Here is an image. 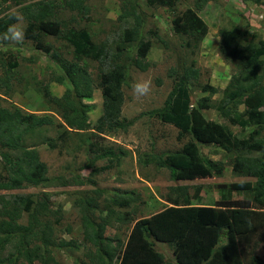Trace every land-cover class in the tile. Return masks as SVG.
Masks as SVG:
<instances>
[{"label":"trees","instance_id":"obj_1","mask_svg":"<svg viewBox=\"0 0 264 264\" xmlns=\"http://www.w3.org/2000/svg\"><path fill=\"white\" fill-rule=\"evenodd\" d=\"M4 1L20 7L27 21L25 38L47 53L63 71L54 75L52 81L69 87L62 97L43 89L51 111L62 120L57 123L50 115L28 114L14 106L0 107V192H3L0 193V264H36L37 261L57 264L52 246L69 253L83 249L84 259L77 261L78 264H264V258L260 257L264 244V39L255 33L250 37L253 27L247 22H235L220 30V53L231 67L232 75L221 92L222 98L213 100L219 90L209 84L202 86V70L191 60L194 49L209 33L200 12L210 0H196L194 8L184 12L176 8L179 0H146L147 6L167 8L172 13L171 31L176 39L184 41L174 49L178 66L168 75L172 78V91L162 108L148 113L150 118L176 128L180 140L190 138L179 152L149 160L167 168L177 187L162 198L167 203L163 210L150 218L136 220L129 227V235L126 233V238H122L117 232L108 236V226L98 221V214L104 209L117 216L120 224L133 222L139 208L137 202L147 203L134 196V192L110 191L90 182L93 189L74 193L73 205L83 226V239L78 244L58 236L62 230L72 233L73 225H68L64 204L57 206L51 191L33 194L21 191L82 187L89 181L51 176L48 165L41 159L40 148H68L74 134L69 129L76 134L93 129L88 117L91 108L85 102L98 89L103 97L98 134L127 131L134 124L121 120L124 89L129 86L132 67L140 74L149 73L153 67L149 56L154 43L143 35L147 18L126 2L113 40L99 43L88 26L77 23L78 18L88 23L93 21L89 0ZM251 1L264 5V0ZM11 14L2 15L0 11V33L12 23ZM48 38L68 43L75 50L74 59H67ZM162 43L166 49L170 47L169 41ZM3 44L9 47L8 42ZM134 47L136 51L132 54ZM86 55L91 62H99L98 74L89 72ZM19 66L18 58L10 50L8 57L0 53L3 71L0 93L6 88L8 93L4 95L13 94L11 83ZM196 91L204 95H196ZM209 110H216L224 123L207 120L203 111ZM232 127L240 129L239 136ZM52 132H58L59 137L52 138ZM89 145L90 156L95 157L78 171L94 169L106 158L118 161L121 166V159L126 157L122 148V153L116 154L99 142ZM199 146H213L217 150L205 157ZM220 153L224 154L223 158H213ZM229 168L248 180L214 186L221 195L214 202L201 195L205 185L179 184L221 179ZM25 216L28 220L21 224ZM159 244L170 248L174 258L161 252ZM3 252L8 253L6 258L2 257Z\"/></svg>","mask_w":264,"mask_h":264},{"label":"rangeland","instance_id":"obj_2","mask_svg":"<svg viewBox=\"0 0 264 264\" xmlns=\"http://www.w3.org/2000/svg\"><path fill=\"white\" fill-rule=\"evenodd\" d=\"M196 0H179L176 8L178 12H184L194 8ZM129 3L136 7L140 14H144L147 18L143 29V35L152 38L154 47L149 56V62L153 65L151 71L147 74H140L135 68L130 70L129 86L125 90V104L123 106V114L121 120L134 121V124L127 130L114 134L100 135L97 133V128L100 126V119L103 115V97L100 90L94 92V95L85 104L89 105L91 110L88 112L91 131L82 135H71V141L68 148L58 147L55 150L46 147L40 148L41 159L48 165L51 176L65 175L68 179L80 177L79 180H89L82 187L71 186L67 189L52 188L45 190L42 188H29L21 191L25 194H33L44 191H51L54 195L53 201L57 205L64 204L65 218L68 225H73L72 233L62 230L58 236L65 239L67 242L71 239L80 244L83 239L79 213L73 208L75 200L74 193L76 191L91 190L94 188L90 182H96L101 188L110 191L123 190L134 192V196H138L142 201L146 202L147 209H144V215H153L163 209L164 201L162 198L173 193L177 184L172 180L170 171L167 168H160L155 163L149 160L153 156H165L171 153L182 150L184 144L189 142L190 138L180 140L179 131L170 125L163 124L155 118H150L148 113L160 109L172 91L173 83L169 72L178 66L177 54L174 49H177L184 43L176 39L173 35L172 20L173 15L167 8L155 9L147 6L146 0H89L88 5L91 8L92 22L88 23L85 20L78 18L77 23L82 26H88L89 31L93 33L95 40L102 43L106 40H113V33L120 28L119 15L125 3ZM4 0H0V11L2 15L7 13H16L21 17V23L26 30L27 21L20 13V7H12ZM7 8V9H6ZM5 9V10H4ZM4 12V13H3ZM209 28V33L205 40L195 48V54L191 60H195L197 66L202 70V86L209 84L217 88L219 93L214 96L213 100L222 98V91L225 90L232 75V69L227 65L220 53V36L219 32L224 25L230 26L232 23H249L253 29L250 32L252 35L258 34L264 39V5H256L251 0H210L206 8L200 12ZM1 17V16H0ZM66 19L68 17H65ZM157 33V36H153ZM50 43L60 50L63 55L69 59H74V51L68 43L64 41H56L54 38H48ZM163 42L169 41L170 47L166 49ZM9 48H5L0 43V50L8 54L11 49L13 55L18 58L20 66L17 69V76L14 82V92L12 98L7 101L6 97L2 96L1 104L9 107V105L18 104L19 107L28 108L33 111L39 110L41 114L53 116L56 123L60 118L58 114L52 112L51 105L45 98L43 89L50 87L49 92L56 97H61L66 93L67 87L53 83L51 80L54 75L61 74L58 66L52 62L47 53L36 48L33 42L24 40L23 44L17 45L8 42ZM186 54L188 50L184 48ZM134 47L131 52L135 54ZM89 58L86 61V66L93 75L100 72L99 62H91ZM89 61V62H88ZM3 75L0 70V77ZM151 79L152 91L142 99H136L132 93L133 84L138 79ZM159 80L162 81L160 85ZM76 86L73 87L75 89ZM196 95L203 94L196 91ZM204 95V94H203ZM206 118L218 122H223V118L215 111H203ZM236 133H239L238 128H234ZM97 134V135H95ZM51 137L57 139L59 133L52 132ZM88 139L87 141H84ZM99 142L106 150L121 154L123 149L126 152V157L119 162L106 158L97 163L94 169L78 171L79 168L89 163L95 157L90 156L89 144ZM66 145V144H65ZM122 148V149H121ZM203 156H212V152L217 150L213 146H199ZM224 154H218L213 157L220 160ZM77 167V168H74ZM76 180H78L76 178ZM240 179L233 175L232 169L226 170L221 179H212L204 181H196L193 183L181 182L180 186L195 187L197 185H205L202 191V196L211 198L214 202L221 198L219 190L214 186L221 183H229ZM194 193V190H192ZM3 193V192H0ZM8 193V192H6ZM10 193V192H9ZM67 195H66V194ZM158 199V200H157ZM211 202V204H212ZM104 210V209H103ZM101 218V219H100ZM98 219L104 221L108 226V236H113L116 232L124 236L126 226H122L117 216L104 211L103 214H98ZM27 216L23 218L21 224L27 221ZM39 245H41L39 243ZM42 246V245H41ZM161 252H165L169 258H174L172 250L166 245L159 244ZM54 248L55 256L58 260L57 264H78L77 261L84 259V250L81 251H57ZM6 250H10L8 247ZM7 252L2 253V257L6 258ZM261 258H264V244L261 249ZM23 262V261H22ZM27 264V263H24ZM36 264H42L37 261Z\"/></svg>","mask_w":264,"mask_h":264},{"label":"clouds","instance_id":"obj_3","mask_svg":"<svg viewBox=\"0 0 264 264\" xmlns=\"http://www.w3.org/2000/svg\"><path fill=\"white\" fill-rule=\"evenodd\" d=\"M10 19L12 20V23H10L9 25H8V27H7V29L3 32V33H0V43H2V45H4L3 44V42H11V43H15V44H17V45H21V44H23V42H24V40L26 39L25 38V32H26V30L24 29V27H23V25H22V23L20 22L21 21V17L18 15V14H16V13H12L11 15H10ZM27 40V39H26ZM205 40V39H204ZM28 41H30V40H28ZM30 42H33V41H30ZM34 43V42H33ZM9 48V47H8ZM10 51H11V49H9ZM0 53H2V54H6L7 55V57H8V54L7 53H5V52H3V51H1L0 50ZM73 60V59H72ZM59 68V67H58ZM0 70H1V67H0ZM60 71H61V74H63V71L61 70V69H59ZM15 80H16V78H15ZM52 81V80H51ZM15 82V81H14ZM14 82H12L11 84H12V87H13V85H14ZM53 83H56V84H58V85H61V86H66L67 87V90H68V85L66 84V85H63V84H60V83H57V82H54V81H52ZM45 88H47L48 89V92H49V89H50V87H45ZM72 89H73V87H72ZM226 89V88H225ZM99 90V89H98ZM151 91H152V81H151V79H144V78H141V79H138L134 84H133V87H132V93H133V95H134V97L136 98V99H142V98H144V97H147L150 93H151ZM5 92H7L8 93V91H7V89L5 88V90L3 91V93H0V107H6V106H3L1 103L3 102V101H1V99H2V97H1V95L2 96H4V97H6V99H7V101L8 100H10L11 98H12V96L11 95H4L5 94ZM13 92H14V90H13ZM12 92V93H13ZM67 92V91H66ZM64 95H65V93H64ZM63 95V96H64ZM62 97V96H61ZM45 98H46V95H45ZM11 106H14L13 108H18V109H20L21 111H23V112H25V113H28V114H37V115H40V116H45V115H48V114H41L40 112H39V110H35V111H33V110H31V109H28V108H21V107H19L18 106V104H13V105H9V107H11ZM12 108V109H13ZM210 111V110H209ZM216 111V110H215ZM217 112V111H216ZM218 113V112H217ZM219 114V113H218ZM103 116V115H102ZM60 118V117H59ZM207 120H209V121H213V122H217V123H220V124H222V123H224V120H223V122H218V121H214V120H210V119H208L207 118ZM60 121H62L61 120V118H60V120H59V122ZM171 126V125H170ZM173 127V126H172ZM234 128H238V127H232V129L234 130ZM176 129V128H175ZM239 129V128H238ZM70 131H72V132H74V134H72V135H82V134H84V133H86V132H89V131H85V132H80L79 134H76V132L75 131H73L72 129H69ZM240 130V129H239ZM91 131V130H90ZM241 132H239V133H236L235 132V130H234V134H236L237 136H239V134H240ZM71 137V136H70ZM71 141V140H70ZM232 172H233V170H232ZM233 175L236 177V178H240V179H245V177H238L237 175H235L234 173H233ZM248 180V179H247ZM234 182H245V180H238V181H234ZM234 182H229V183H221V184H231V183H234ZM44 192H47V191H44ZM143 202V201H142ZM167 203L166 202H164V205H166ZM57 205V204H56ZM58 206V205H57ZM73 206V208L74 209H76L75 207H74V205H72ZM136 206H139V208H136L137 209V213H135L134 214V219H135V221H133V222H125L124 224H121L122 226H126V228H128V230L127 229H125V232H124V236H122L121 235V237L122 238H126V233L129 235V233H130V231H129V227H133L136 223H137V221L136 220H138V219H141V218H150V217H152L153 215H155L156 213H158V212H156V213H153V215H144V209H143V207L144 208H146L147 209V206H145L144 204H140V202L138 201L137 202V204H136ZM164 209V208H163ZM162 209V210H163ZM77 210V209H76ZM125 211H127L128 209H124ZM78 211V210H77ZM122 211V210H121ZM103 212H104V210L102 211V213L101 214H103ZM107 212V211H106ZM78 213H79V211H78ZM80 214V213H79ZM101 219V218H100ZM99 221V220H98ZM80 223H81V226H82V221H80ZM100 223H103V224H105L104 223V221H100ZM81 228H83V226L81 227ZM65 240V239H64ZM73 240H75V239H71V241H73ZM66 241V240H65ZM174 257V256H173Z\"/></svg>","mask_w":264,"mask_h":264}]
</instances>
